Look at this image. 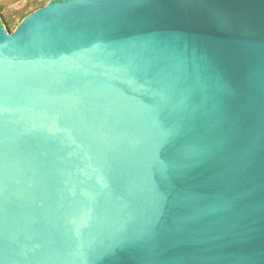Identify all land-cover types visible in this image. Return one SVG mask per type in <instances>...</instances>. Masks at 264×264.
Instances as JSON below:
<instances>
[{"label": "water", "instance_id": "obj_1", "mask_svg": "<svg viewBox=\"0 0 264 264\" xmlns=\"http://www.w3.org/2000/svg\"><path fill=\"white\" fill-rule=\"evenodd\" d=\"M0 264H264V0L0 24Z\"/></svg>", "mask_w": 264, "mask_h": 264}, {"label": "rangeland", "instance_id": "obj_2", "mask_svg": "<svg viewBox=\"0 0 264 264\" xmlns=\"http://www.w3.org/2000/svg\"><path fill=\"white\" fill-rule=\"evenodd\" d=\"M65 1L68 0H0V24L5 30V26L11 24L12 29L15 31L19 23L21 24L30 14L49 4ZM27 14L29 15L23 19V16Z\"/></svg>", "mask_w": 264, "mask_h": 264}, {"label": "trees", "instance_id": "obj_3", "mask_svg": "<svg viewBox=\"0 0 264 264\" xmlns=\"http://www.w3.org/2000/svg\"><path fill=\"white\" fill-rule=\"evenodd\" d=\"M29 14H27V15H24L23 16V19L26 17V16H28ZM22 21V20H21ZM19 25H20V23H19ZM5 28H6V30H8V31H10V32H12V31H14V29H12V25L11 24H7L6 26H5Z\"/></svg>", "mask_w": 264, "mask_h": 264}]
</instances>
